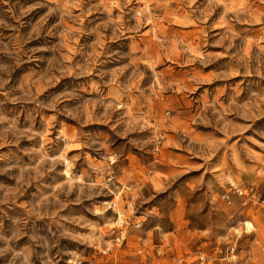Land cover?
<instances>
[{
  "label": "rangeland",
  "instance_id": "obj_1",
  "mask_svg": "<svg viewBox=\"0 0 264 264\" xmlns=\"http://www.w3.org/2000/svg\"><path fill=\"white\" fill-rule=\"evenodd\" d=\"M200 255L264 264V0H0V264Z\"/></svg>",
  "mask_w": 264,
  "mask_h": 264
},
{
  "label": "built area",
  "instance_id": "obj_2",
  "mask_svg": "<svg viewBox=\"0 0 264 264\" xmlns=\"http://www.w3.org/2000/svg\"><path fill=\"white\" fill-rule=\"evenodd\" d=\"M227 187L228 191H230L233 194H236L243 199V204L246 203L247 199L254 198L255 197V191L253 190V187L251 185H238L233 181H227ZM222 198L229 201V195L228 192H225L222 194ZM220 252V251H219ZM235 257L234 248L230 247L225 252V258L228 260H233ZM205 255L198 256L199 263L202 264L205 262Z\"/></svg>",
  "mask_w": 264,
  "mask_h": 264
},
{
  "label": "bare ground",
  "instance_id": "obj_3",
  "mask_svg": "<svg viewBox=\"0 0 264 264\" xmlns=\"http://www.w3.org/2000/svg\"><path fill=\"white\" fill-rule=\"evenodd\" d=\"M245 223L248 225V227L250 226V223L248 221H246Z\"/></svg>",
  "mask_w": 264,
  "mask_h": 264
}]
</instances>
